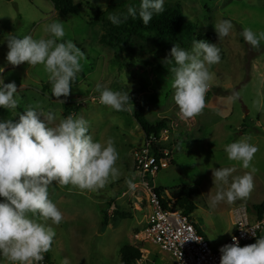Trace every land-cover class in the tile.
<instances>
[{
	"label": "rangeland",
	"instance_id": "374dc122",
	"mask_svg": "<svg viewBox=\"0 0 264 264\" xmlns=\"http://www.w3.org/2000/svg\"><path fill=\"white\" fill-rule=\"evenodd\" d=\"M47 1L35 0L27 5L25 0H0V40H4L0 44V67L5 69L0 75L5 83L15 82L18 88L17 109L0 108V119L18 120L17 113L37 108L45 114L51 111L54 123H59L65 118L67 105L72 109L70 115L89 122L94 140L114 141L121 173L118 180L96 192L80 191L71 185L50 186L49 198L62 212L63 220L52 225L56 236L51 251L45 254L48 260L53 264H61L65 258L70 264H121L120 250L129 245L146 249L154 264H172L170 256L139 239L144 218L150 212L147 190L134 167V152L145 144L144 134L133 118V110L117 112L99 102L97 84L130 93L133 107L141 105L150 124L163 119L171 122V134H164L158 144L168 152L169 166L148 181L151 187L165 190L168 195L174 187L195 188L198 194L193 199L195 210L190 219L212 249L219 247L234 233L232 211L239 206L251 210L264 202V42L258 50L253 49L241 35L244 28L256 33L264 31V0H165L179 4L185 19L195 24L196 34H213L214 43L221 49V61L210 69L215 79L206 94V107L190 120L178 116L171 88L173 65L165 62L175 44L160 43L147 36L117 54L99 42L103 31L101 23L94 21L96 13L125 1L139 5L140 0H73L79 5V14L66 16L55 13ZM117 10L111 8L112 13ZM225 19L231 20L234 27L228 37L218 41L214 24ZM52 22H62L65 39L73 41L86 55L71 94L59 99L51 95L43 66L28 67L25 63L13 67L6 61V34L39 39L46 36L44 28ZM192 44L180 47L190 50ZM234 91L239 93L235 102L229 99ZM241 139L258 148L252 161L257 169L253 191L244 201L221 203L210 209L207 201L217 191L212 170L234 166L237 171L233 175L247 171L230 161L224 150ZM132 177L136 187L130 190L126 181ZM114 206L123 212V219L113 213ZM103 212L108 218L106 225Z\"/></svg>",
	"mask_w": 264,
	"mask_h": 264
},
{
	"label": "clouds",
	"instance_id": "9594fccd",
	"mask_svg": "<svg viewBox=\"0 0 264 264\" xmlns=\"http://www.w3.org/2000/svg\"><path fill=\"white\" fill-rule=\"evenodd\" d=\"M164 4L165 0H140L138 7L129 5L126 13L109 14L108 19L119 26L129 18L138 17L147 26L155 15L165 11ZM233 27L227 19L215 23L218 41L228 37ZM44 32L46 36L39 39L6 34V61L13 67L25 63L28 67L43 66L48 73L51 95L57 99L68 97L86 55L73 41L65 39L62 22L46 25ZM241 35L253 49L258 50L264 42V31L256 33L244 28ZM220 61V47L206 40L194 39L190 50L176 44L171 48L165 62L173 65L171 88L180 119H194L203 112L206 94L215 79L210 69ZM4 71L0 67V74ZM96 90L102 105L117 112L133 110L130 93L113 91L100 84ZM17 93L16 83H5L0 75V108L17 109ZM229 99L235 102L239 93L234 91ZM17 115L18 120L0 119V198H3L0 200V264H42L56 236L52 225L63 220L62 212L49 198L50 186L71 185L90 192L104 189L120 178L119 153L111 138L104 142L94 140L89 133V122L83 117L68 115L54 123L55 115L51 111L45 114L37 108H28ZM224 150L230 161L247 171L233 175L237 171L234 166L212 170L217 191L207 201L210 209L221 203L234 205L244 201L254 188L257 169L252 161L258 148L241 139L226 145ZM134 179L126 181L130 190L136 187ZM188 240L201 239L185 241ZM232 240L233 243L219 249L220 264H264V237L243 247L235 236ZM61 264L70 262L65 258Z\"/></svg>",
	"mask_w": 264,
	"mask_h": 264
},
{
	"label": "trees",
	"instance_id": "16d2710c",
	"mask_svg": "<svg viewBox=\"0 0 264 264\" xmlns=\"http://www.w3.org/2000/svg\"><path fill=\"white\" fill-rule=\"evenodd\" d=\"M56 13L62 16L78 15L79 5L74 4L73 0H49ZM129 5L138 7L136 1H125L117 6H110L104 12H97L94 18L95 22H100L102 26V35L99 42L102 45L112 48L117 54L122 52L123 48L131 47L137 40H146L147 36H152L157 42L171 43L179 45L183 48L190 46L194 39L206 40L209 43L215 42L213 34L200 35L196 34L195 24L187 21L179 4L165 3V11L160 15H155L152 21L145 26L137 17L136 19L129 18L125 23L119 26L113 25L106 15L126 13ZM117 7V11L112 13L111 8ZM138 41V42H140ZM76 83L74 81L73 85ZM71 108L64 105L65 118L70 115ZM133 118L141 128L145 142L151 141V150L156 158H160L162 151L158 144L163 132L171 134V122L163 119L154 124H150L143 115L141 105H135L133 109ZM170 198L165 196V190L154 189V194L157 198L161 197L160 204L162 209H172L173 211L181 212V214L190 219V215L195 210L193 199L197 196L198 191L192 187L178 186L171 188L169 191ZM174 200V203L171 201ZM252 209L259 215L264 213V202L258 206H253ZM113 213L123 219L124 214L117 206L113 207ZM103 215V225L107 224L108 218L106 213ZM196 227V226H195ZM140 257V250L137 247L125 245L120 250V263L132 264Z\"/></svg>",
	"mask_w": 264,
	"mask_h": 264
},
{
	"label": "built area",
	"instance_id": "2783aa9c",
	"mask_svg": "<svg viewBox=\"0 0 264 264\" xmlns=\"http://www.w3.org/2000/svg\"><path fill=\"white\" fill-rule=\"evenodd\" d=\"M164 134H167L166 131L163 132L162 137ZM151 141L145 142L134 152V167L147 190L146 199L150 208V212L144 218L145 226L140 232L139 239L156 246L161 253L170 256L172 264H220V248L212 249L191 220L184 217L181 212L161 208V197L157 198L154 194V188L150 186L148 179H153L161 170L169 166L168 152L163 150L161 157L156 158L151 150ZM165 196L170 198V195L166 193ZM171 203H174V200ZM232 216L235 230L225 244L233 243V236L237 238L241 247L255 242L257 238H262L264 213L259 215L253 209L248 210L245 206H239L232 211ZM189 238L201 240L185 241ZM183 241L185 242L182 243ZM154 263V260L150 258V253L145 249L140 250L139 259L132 264ZM42 264L53 263L45 255Z\"/></svg>",
	"mask_w": 264,
	"mask_h": 264
},
{
	"label": "crops",
	"instance_id": "0c3cea01",
	"mask_svg": "<svg viewBox=\"0 0 264 264\" xmlns=\"http://www.w3.org/2000/svg\"><path fill=\"white\" fill-rule=\"evenodd\" d=\"M34 1H35V0H30V1H29V0H25V2H26V3L28 2L30 5H32ZM46 1H47V0H46ZM49 2H50V1L48 0L47 3H49ZM26 3H25V4H26ZM28 3H27V5H28ZM13 4H15V3H13ZM30 5H29V6H30ZM48 5H49V4H48ZM52 7H53V6H52ZM53 11H54V9H53ZM17 12L19 13L18 9H17ZM54 12H55V11H54ZM55 13H56V12H55ZM1 32H2V27L0 26V34H1ZM194 225L196 226V229L198 230V232H199V233H200V234L206 239V237L202 234L201 230L197 227L196 222L194 223ZM229 237H230V236H229ZM228 239H229V238H227V240H228ZM206 240H207V239H206ZM227 240H226V241H227ZM207 241H208V240H207ZM226 241H225V242H226ZM225 242H224L223 244H221L219 247L215 248L214 250H218L219 248H221V247L225 244Z\"/></svg>",
	"mask_w": 264,
	"mask_h": 264
}]
</instances>
